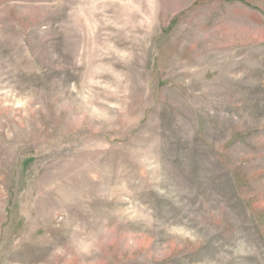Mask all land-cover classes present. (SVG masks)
<instances>
[{
    "label": "rangeland",
    "instance_id": "rangeland-1",
    "mask_svg": "<svg viewBox=\"0 0 264 264\" xmlns=\"http://www.w3.org/2000/svg\"><path fill=\"white\" fill-rule=\"evenodd\" d=\"M0 264H264V0H0Z\"/></svg>",
    "mask_w": 264,
    "mask_h": 264
}]
</instances>
